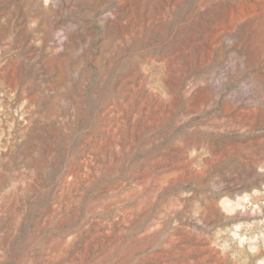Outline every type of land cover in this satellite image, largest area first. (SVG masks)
Here are the masks:
<instances>
[{"label": "rangeland", "instance_id": "obj_1", "mask_svg": "<svg viewBox=\"0 0 264 264\" xmlns=\"http://www.w3.org/2000/svg\"><path fill=\"white\" fill-rule=\"evenodd\" d=\"M0 264H264V0H0Z\"/></svg>", "mask_w": 264, "mask_h": 264}]
</instances>
